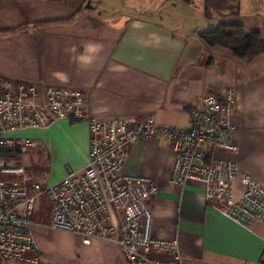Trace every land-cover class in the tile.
<instances>
[{
  "label": "crops",
  "instance_id": "1",
  "mask_svg": "<svg viewBox=\"0 0 264 264\" xmlns=\"http://www.w3.org/2000/svg\"><path fill=\"white\" fill-rule=\"evenodd\" d=\"M218 25H240L264 37V0H0V81L13 93L21 86L78 90L98 121L152 120L180 128L189 126L193 101L208 94L221 99L232 89L236 152L216 150L214 157L236 163L264 185V55L239 61L203 44L198 34ZM15 137L39 143L28 154L27 170L42 189L87 165L84 120H61ZM124 149L122 174L155 184L152 235L175 240L183 264H264V225L234 224L205 200L200 183L170 184L175 156L168 140ZM28 189L35 195L33 185ZM51 214L47 196H37L30 218L36 252L29 254L37 261L8 264H127L111 242L84 245L71 233L51 230ZM144 255L172 261L168 253Z\"/></svg>",
  "mask_w": 264,
  "mask_h": 264
},
{
  "label": "built area",
  "instance_id": "2",
  "mask_svg": "<svg viewBox=\"0 0 264 264\" xmlns=\"http://www.w3.org/2000/svg\"><path fill=\"white\" fill-rule=\"evenodd\" d=\"M234 103L232 89L221 99L208 94L193 101L187 128L157 126L152 120L98 121L86 112L78 90L21 86L13 93L9 82L0 81V264L37 261L29 257L36 252L30 218L36 197L43 194L52 205L51 230L71 233L84 245L111 242L120 248L127 264H183L175 240L152 235L154 182L122 174L127 158L124 147L158 137L170 142L175 156L172 186L200 183L205 200L234 224L246 229L264 225V185L241 172L236 163L218 162L214 157L216 150L236 152L231 124ZM61 120L86 121L87 165L44 189L34 184L32 195L27 187L31 177L26 152L39 143L15 135L46 129ZM13 150L18 154H2ZM149 252L168 253L172 261L149 259L144 255Z\"/></svg>",
  "mask_w": 264,
  "mask_h": 264
},
{
  "label": "trees",
  "instance_id": "3",
  "mask_svg": "<svg viewBox=\"0 0 264 264\" xmlns=\"http://www.w3.org/2000/svg\"><path fill=\"white\" fill-rule=\"evenodd\" d=\"M189 5L190 0H172ZM203 44L210 48H220L231 52L239 61H252L264 55V37L259 32H247L240 25H218L211 31L198 34ZM3 155L18 154L17 150L3 151Z\"/></svg>",
  "mask_w": 264,
  "mask_h": 264
},
{
  "label": "rangeland",
  "instance_id": "4",
  "mask_svg": "<svg viewBox=\"0 0 264 264\" xmlns=\"http://www.w3.org/2000/svg\"><path fill=\"white\" fill-rule=\"evenodd\" d=\"M33 152V149H28L27 150V152H26V154L28 155L29 153H32ZM32 170L31 169H29V170H27V174H30V176L32 177L31 178V181L30 182H28L27 183V186L30 188L32 185H34L35 183H38V181H37V179H40V178H37L36 179V177L33 175V173L31 172ZM12 179H14L13 177L12 178H10L9 180H12ZM16 179H20V177H17ZM5 180V179H4ZM36 210V209H35ZM35 215V211H34V213H33V216ZM32 216V217H33Z\"/></svg>",
  "mask_w": 264,
  "mask_h": 264
}]
</instances>
